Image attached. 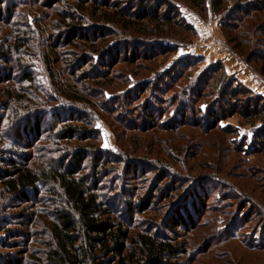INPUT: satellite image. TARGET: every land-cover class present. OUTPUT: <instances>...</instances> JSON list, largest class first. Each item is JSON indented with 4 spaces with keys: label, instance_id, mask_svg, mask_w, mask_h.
<instances>
[{
    "label": "rangeland",
    "instance_id": "rangeland-1",
    "mask_svg": "<svg viewBox=\"0 0 264 264\" xmlns=\"http://www.w3.org/2000/svg\"><path fill=\"white\" fill-rule=\"evenodd\" d=\"M46 1H0V45L13 48L9 62L0 63V169L6 168L3 159L16 153L30 158L31 164H47L51 158L59 163L71 148L89 144L107 153L101 161L111 169L101 174L104 197L124 216L128 202L136 208L137 214L130 216L132 232L155 228L185 243L184 258L193 259L191 264H264V149L252 146L264 118L256 126L242 125L236 114L212 129L215 123L203 116L216 96L212 81L202 79L208 68L221 63L254 95L264 96V0L243 1L239 25L226 30L222 25L227 13L204 14L180 5L183 18L195 29L167 36L164 44L170 45L174 37L182 41L175 51L162 54L156 48L158 53L149 60L122 61L99 83L86 79L91 76L86 72L98 68L91 58L96 60L102 46L111 47L122 36L111 31L97 41L68 46L60 40L74 24L69 6L74 0L55 6H45ZM235 2L227 0L226 9ZM89 19L85 22H93ZM133 36L151 39L133 31L126 38ZM22 44L17 51L16 45ZM227 51L231 56L224 58ZM87 57L91 61L86 65ZM81 65L86 67L77 71ZM64 67H70L62 75L70 87L59 91L58 84L66 85L60 79ZM80 81L77 94L71 84ZM143 86L146 93H140ZM85 88L91 91L96 112L84 110L83 117L74 118L73 106H78L79 96L86 98ZM68 94L75 98L70 101ZM23 98L30 101L28 106ZM155 102L165 114L154 126L144 111ZM42 115L43 121L37 119ZM68 126L95 130L96 139H72ZM117 157L124 162L117 163ZM95 159H88L89 168ZM52 195L44 189L32 205L26 204L0 184V238H6L0 243V264L12 258V264H33L43 256L51 239L47 226L61 210ZM149 196L154 200L141 211L138 201ZM184 198L192 204L188 211L193 222L177 226L172 217ZM180 210L184 212L182 206Z\"/></svg>",
    "mask_w": 264,
    "mask_h": 264
},
{
    "label": "trees",
    "instance_id": "trees-1",
    "mask_svg": "<svg viewBox=\"0 0 264 264\" xmlns=\"http://www.w3.org/2000/svg\"><path fill=\"white\" fill-rule=\"evenodd\" d=\"M65 1L70 0H47L45 6L59 5ZM243 1L245 0H236L233 8L227 10V0H74L69 4L74 24L70 25L71 29H69L70 32L65 40H60V42H64L68 46H76L77 42L84 44L83 41L92 39L97 41L111 31L116 36L119 34L122 36L118 39L117 44L111 47L102 46L103 50L99 51L100 55L96 60L94 57L91 58L98 68L86 72L91 75L86 79L99 83L101 79L105 80L106 76L111 75L112 70L122 61L135 63L139 60H149L158 53L159 50L156 48L160 49L162 54L175 51V47L182 41H177L174 37L169 40L170 45L164 44L167 36H173V34L177 36L180 31H194L195 29L183 18L180 5L183 7L189 4L191 9L204 14L208 12L216 15L227 13L222 25L226 30L227 27L239 25L237 17L246 8ZM87 17L93 22L86 23ZM129 31L144 32L151 39L145 40L139 36L128 39L126 37ZM159 37H162V42L159 39L152 40ZM23 46L25 45H16L15 48L19 51ZM9 49L5 50L4 46L0 45V63L9 62L13 48L9 47ZM107 57L112 60L109 61ZM90 61L87 57L83 63L87 65ZM85 67V65H81L77 71ZM69 68L64 67L60 71L62 72L60 79L66 85L58 84L59 91L63 88L68 90L70 87L62 76L70 70ZM29 77L27 79L31 80L32 78ZM202 79L206 83L212 81V92L216 96V99L210 102L203 116V118L206 117V120L208 117L209 124L215 123L211 126L212 129L219 127L222 121H226L236 114L241 117L242 125L256 126V122L264 118V96L254 95L236 77H231L223 64L212 65L203 74ZM81 81L71 84L77 94L78 89H81L77 85ZM94 83L91 84L97 86ZM147 89L146 86H143L140 93H146ZM84 90L86 98L79 96L78 106L76 108L73 106L76 110V112H72L75 115L74 118L80 117L85 113L84 110L92 114L96 112L91 108L95 107L93 100L89 98L91 91H87V88ZM59 97L58 95L57 98ZM71 97L75 98V95L68 94L66 98L72 101ZM20 100L26 106L30 104V101L25 98ZM190 100L191 96L187 98L188 103L184 104L183 102L181 105L187 106ZM156 102L152 106L150 103L146 104L144 111L147 122L154 126L165 114L162 115L158 110L159 105ZM39 107L37 106V108ZM71 111L72 109L69 112ZM56 116L58 117V115ZM37 119L43 121L44 116ZM183 122H186L185 119ZM173 126L170 130L174 129ZM79 127L68 126L66 128V131H71V134L68 135L72 139H75L76 135H78V141L86 140L87 143L96 139L92 137L95 130ZM94 134L97 135V133ZM61 140H65L62 134ZM252 146L256 150L264 149V127L255 130ZM92 149L93 146H89V144L75 146L70 149V153L62 156L63 160L59 163H54L51 158L47 164H31L30 158L17 153L3 159L6 168L0 169V184L5 193L14 196L18 201L32 205L34 198L39 197L44 189H48L55 199L53 202L60 204L57 210H61L56 212L55 217L47 226L51 237L47 242L48 248L42 254L43 256L33 264L193 263V259L186 260L184 258L187 254L185 243H179L177 239L162 235L160 231L155 232V228L145 227L141 232H132L134 218L130 216L133 213L137 214L136 208L133 202H128L127 215L124 216L115 204L112 205L111 200L104 197L105 188L102 185L101 174L111 169L107 168L106 162H102L101 165V161L107 153ZM90 157L97 158L92 168H89L88 164ZM121 162H124V158L117 157V163ZM160 183L161 181L156 184L157 192L160 191L158 189ZM188 199L184 198L185 202L176 206L180 209L182 206L184 212L181 213L179 208H175V214L172 217L174 225L183 224L186 226L193 222L188 211L192 204L190 201L186 202ZM153 200L154 197L149 196L147 199L138 201V203H142L139 209L145 211ZM142 213L140 212V214ZM169 227L171 226L169 225ZM170 229L174 231V228ZM2 231L4 230H0V232ZM4 242H6V238L4 240L0 238V243ZM9 258H12L11 254ZM13 261L12 258L7 264H12Z\"/></svg>",
    "mask_w": 264,
    "mask_h": 264
},
{
    "label": "crops",
    "instance_id": "crops-1",
    "mask_svg": "<svg viewBox=\"0 0 264 264\" xmlns=\"http://www.w3.org/2000/svg\"><path fill=\"white\" fill-rule=\"evenodd\" d=\"M229 56H231L230 51L224 52V55H223L224 58H227Z\"/></svg>",
    "mask_w": 264,
    "mask_h": 264
}]
</instances>
